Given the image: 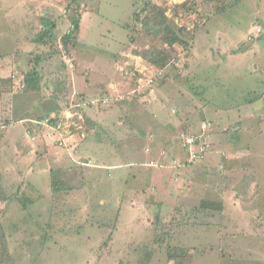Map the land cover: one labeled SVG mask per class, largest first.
Masks as SVG:
<instances>
[{"label":"rangeland","instance_id":"obj_1","mask_svg":"<svg viewBox=\"0 0 264 264\" xmlns=\"http://www.w3.org/2000/svg\"><path fill=\"white\" fill-rule=\"evenodd\" d=\"M146 1L0 0V264H264V0H152L180 38L167 87L141 52L161 47L163 33L136 39L124 28ZM72 19L79 38L66 49ZM42 20L56 26L52 47L37 42ZM35 66L42 91L19 93ZM185 76L204 98L187 92ZM167 88L187 92L198 112L160 121L165 102L191 103L169 101ZM84 97L108 102L86 109L92 123L79 135L86 123L67 109ZM59 111L63 126H49ZM179 138L189 167L171 152Z\"/></svg>","mask_w":264,"mask_h":264},{"label":"trees","instance_id":"obj_2","mask_svg":"<svg viewBox=\"0 0 264 264\" xmlns=\"http://www.w3.org/2000/svg\"><path fill=\"white\" fill-rule=\"evenodd\" d=\"M74 1L78 2V7H79L81 0L80 1L74 0ZM203 1L205 2L206 5L213 6V4L215 2L220 1V0H203ZM141 6H142V3H140V6H137L136 12L134 14L133 24H129V25L125 26L124 28L128 31V33L129 32L135 33L136 39H137V37H140V35H142L143 33L147 32V31L150 34H152L154 31L158 36H159V33H163V35H162L163 44L161 47H156L155 45H152V47L145 49V50H141V52H142V57H144L145 60L150 61L151 64L154 65L155 68L158 69V71H159L157 74V78H154L155 79L154 82L156 83V87H158L160 84L162 87H167V85L170 81L169 80L170 79V76H169L170 71L174 70V69H175V72L179 71V69L177 67H175L172 63H173V61H178V59H179V57L176 55L175 46L178 45L180 38H179L178 34L167 29L169 17L166 15V9L164 8V6L159 5L157 2H154L152 0L146 1L144 8H140ZM186 7H187V4H185V5L183 4V5L177 6L176 8L177 9H185ZM143 15H145V18H143ZM175 15L178 16V12ZM46 22L47 21H45V23H44V21H43L44 30L37 36V38H38L37 42H39V43L43 42L44 46H48L57 40V35L54 33V30L56 29L55 24H53L51 21H50V23H46ZM72 24L74 25L75 30H70V33H66L62 39L66 49L71 45V43L73 44V46H75L74 43L79 38L80 19L79 20L78 19H72ZM141 25L143 26V30L139 29V26L141 27ZM258 30H260V29H258ZM186 33L187 32H184L185 35L189 34V33H187V34ZM260 33H261V30L259 31V34ZM153 35H155V34H153ZM164 44H165V46H164ZM182 45L184 46L185 51L188 52V50L190 48L189 45L188 44H182ZM50 46L52 47L53 44ZM43 51L45 52L46 50L44 49ZM33 53L37 54L36 56H37L38 60L36 61V65L40 66L44 61L43 57L41 55H39V52L33 51ZM55 53H56L55 50L52 48L50 51V54L47 55V58L52 59L55 56L54 55ZM44 54H48V52L44 53ZM136 54H139V51ZM34 69H36V70H34ZM34 69H33V71H30L28 74L25 75L24 80H22L20 85H17V86H19V93L28 94V93H39L40 91H42V89H40L41 81L39 79V75H40L39 71L37 70L38 66L37 67L35 66ZM176 73H178V72H176ZM13 77H12V75L9 77L10 82H13ZM173 80H176V78ZM178 80L185 83L186 88L188 89V91H187L188 93H192L195 97L197 96L199 99L205 97L204 92L202 93V92H200L201 90L192 87V85H193L192 82L195 81L196 79H192L188 76H185V77L179 78ZM23 82L25 83L24 87L21 85ZM9 85H10V83L7 86H4L2 84L3 89L5 87L7 88ZM100 86L102 88H104L105 85H100ZM7 91H10V90H7ZM4 92H5V89H4ZM187 92L180 91L177 95H172V91L167 88V94L171 98V99L169 98V101L173 100L176 102V99L177 100L181 99V101H182V97H183V100L191 101V103L189 104L190 107L183 109L182 105L184 106V102H182V103L178 102L179 107H182V109L177 112V109L179 108L178 106H177L176 111H174L173 108H171L172 109L171 110L168 107V102H165V104H163V107L159 111L154 113V114H157V118L160 121L165 120L166 116L163 114L165 112H168L169 116L167 119L178 118V119L183 120V121H188L186 119H183L181 115L184 113L185 117L186 116L192 117L193 115H191V114H193V111L190 112V110L192 108H194V110H195V108H197V107H196V102L192 101L189 98V96L186 94ZM4 94H6V92ZM16 94H18V92ZM190 96H191V94H190ZM82 99L84 101L87 100V98H85V97ZM93 103H94L93 101H89V102L85 101V102H81L80 104H77L76 108L72 107L73 109H71V108L67 109V110L72 111L74 114V117L72 118L73 122H75L76 124H79V125H82L83 122L86 123V128L84 131H77V129L74 128L72 130L73 133L77 132V134L83 135L85 131L88 132V130H90V128L87 127V125H90L92 123V120H91V116L88 114L86 109L91 110L92 106L94 107ZM216 107H218V105L215 106L214 108H216ZM219 107L222 108L223 110L225 109L222 106H219ZM199 109L200 108H197V112ZM56 114L57 115L54 118V120L52 119L48 123L49 126H51V127L54 126L55 128L63 126V124H64L63 119H64V116L66 114V111H65V113H62L59 111V113L56 112ZM62 116H63V119H62ZM46 117H48V114H46ZM259 118L263 119V117H259ZM40 120H43V119L39 118L37 121H40ZM13 121H14L13 114L10 113V115L7 118L3 119V125L4 126L2 128L6 130L10 126H13V124H14ZM45 124H47V123H45ZM37 125L43 126V124H41L39 122L37 123ZM7 126H9V127L7 128ZM185 126H188V128L186 130H183V132H185L186 134H188L190 136H193L196 139V142L194 143V145L198 144L200 146L202 143L198 140L197 132L192 133V132H190L191 131L190 125L185 124ZM164 128L166 130H168L169 133L173 132L174 131L173 129H175V127H172L170 124H167L166 127H164ZM197 131H198V129H197ZM201 131L202 130H200L198 132L203 133ZM258 133L260 134V132H258ZM262 133L263 132H261V134ZM224 135H226V134H224ZM180 139L181 138H179V140ZM148 141H150L151 143H154L152 140H148ZM177 142H174L177 145H175L176 146L175 150H173L171 152L172 153L174 151H175V153L178 152V156H182V152H183L184 161L181 162V165H182V167H189V165L193 163V162H190L188 159V158H190V148H189V146L183 147L182 141H181V145H179L180 143L178 144ZM183 142L186 144L185 141H183ZM204 145H209V144L204 143ZM179 146H180V148H178ZM210 147L212 148V144ZM207 148L204 147L202 152H200V153H202L200 159L197 160L198 162H201V164L203 162L204 165L206 164V161L203 160L204 157L210 154L209 152L207 154H205L209 150ZM165 150L166 149H164L163 151H165ZM223 154L226 156L225 152ZM175 156H177V155L175 154ZM182 167H180V168H182ZM176 169H179V167H177ZM219 173H224L223 169L222 170L220 169ZM56 182H58V181H56ZM60 184L63 188H65L66 184L64 182L60 181ZM55 186L58 188L59 182H58V185L56 183ZM58 191H60V189L55 190V192H58ZM13 196H16V195H13ZM218 206L220 208H223L222 205H218V204H215L213 202H207L206 204L202 205V208L209 209V208H217ZM199 212H200V208H199ZM169 257L173 258L171 255H169Z\"/></svg>","mask_w":264,"mask_h":264},{"label":"clouds","instance_id":"obj_3","mask_svg":"<svg viewBox=\"0 0 264 264\" xmlns=\"http://www.w3.org/2000/svg\"><path fill=\"white\" fill-rule=\"evenodd\" d=\"M109 100H110V99H109ZM103 101H104V102H103ZM103 101H102V102H103L104 104H100L101 101L95 102V103H93V104H96L95 106H97V107H98V106L100 107V106H103V105L106 106V105H107V102H108V99H104ZM105 102H106V103H105ZM178 140H179V139H177V140H175V141L177 142ZM175 141H174V142H175ZM181 141H182V140H181ZM182 143H183V147H184L185 143H184L183 141H182Z\"/></svg>","mask_w":264,"mask_h":264},{"label":"built area","instance_id":"obj_4","mask_svg":"<svg viewBox=\"0 0 264 264\" xmlns=\"http://www.w3.org/2000/svg\"><path fill=\"white\" fill-rule=\"evenodd\" d=\"M259 31H260V30H258V32H259ZM192 138H194V137L192 136ZM198 140H199V139H198ZM195 142H196V139L194 138V140L192 141V143L189 142L190 146H193ZM186 144H187V142H186ZM187 146H189V145H185L184 147H187ZM190 154H191V151H190Z\"/></svg>","mask_w":264,"mask_h":264},{"label":"crops","instance_id":"obj_5","mask_svg":"<svg viewBox=\"0 0 264 264\" xmlns=\"http://www.w3.org/2000/svg\"><path fill=\"white\" fill-rule=\"evenodd\" d=\"M225 58V57H224ZM199 62V61H198ZM204 66H205V64H203L202 66L200 65L199 66V68H204ZM14 70V69H13ZM10 74H12V73H10ZM107 89V88H106ZM177 140V139H176ZM178 143V142H177ZM179 144V143H178ZM177 145V144H176ZM179 145H181V143L179 144ZM175 146V145H174Z\"/></svg>","mask_w":264,"mask_h":264}]
</instances>
